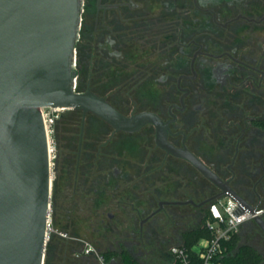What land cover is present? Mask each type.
Instances as JSON below:
<instances>
[{"label":"flooded vegetation","instance_id":"obj_1","mask_svg":"<svg viewBox=\"0 0 264 264\" xmlns=\"http://www.w3.org/2000/svg\"><path fill=\"white\" fill-rule=\"evenodd\" d=\"M74 70L77 90L105 97L124 115L157 114L171 145L243 196L264 187V0H83ZM74 114V169L70 186L57 190L58 223L72 230L57 231L64 240L85 249L111 239L118 247H107L138 256L143 251L126 241L128 215L140 220L130 235L138 229L136 238L151 244L169 207L184 209L172 220L186 224L205 217L221 189L162 146L154 123L117 130L93 112ZM175 199L186 203L164 202ZM161 243L171 255L174 244Z\"/></svg>","mask_w":264,"mask_h":264},{"label":"water","instance_id":"obj_2","mask_svg":"<svg viewBox=\"0 0 264 264\" xmlns=\"http://www.w3.org/2000/svg\"><path fill=\"white\" fill-rule=\"evenodd\" d=\"M82 11L83 0H0V264L46 262L54 175L42 107L93 112L117 130L154 123L162 146L189 159L221 189L207 201L235 198V217L251 211L264 233V208L257 213L258 204L229 180L188 149L171 145L168 124L157 114L127 116L105 97L77 90L74 66Z\"/></svg>","mask_w":264,"mask_h":264},{"label":"rangeland","instance_id":"obj_3","mask_svg":"<svg viewBox=\"0 0 264 264\" xmlns=\"http://www.w3.org/2000/svg\"><path fill=\"white\" fill-rule=\"evenodd\" d=\"M66 110H61L60 112L63 114ZM74 115L65 113L64 116H62L60 119H56L54 122V125L51 127L53 130L50 132L51 139H53V146L55 148L53 152V159H52V168H53V175H54V185H53V194H52V207H51V220L54 221V216L59 214L61 215V209L58 208V203H60V197L56 196L54 194V188L56 185V189L61 193V191H65L66 187L70 183H68V180L70 181V176L73 172V165L70 158L72 150L74 149L73 144V137H72V128L75 126ZM57 133L60 137V142L57 140ZM131 167H128L130 170ZM218 169H220L218 167ZM255 170V167L252 168ZM221 170V169H220ZM69 178V179H68ZM239 178V177H238ZM240 179V178H239ZM238 179V180H239ZM256 180H258V176L252 177V182L256 183ZM67 185V186H66ZM256 191H253L249 193V197H246L251 203L264 207V187L260 185V183H257L256 185ZM258 193V194H257ZM174 197V196H171ZM260 197V201H259ZM177 199V198H176ZM175 199V200H176ZM55 200L56 206L53 205ZM259 201V203H258ZM169 212H163L162 217L160 219V232L155 234L156 241L154 243L141 241L140 239L136 238V234H138V229L134 230V235H130L132 232V228H136L137 225H139L140 220L136 222L134 219H132L128 215V222L126 224V228L128 229V235L126 238V241L128 244H133L136 246V249L139 248L143 251V253L137 254L140 257H143L144 259L153 260L157 257L158 251L160 252L161 247L163 246V243H161L162 240L166 239L168 240V243L165 244L164 247H166L165 250H168L169 246L171 244H175L177 242H180L182 240H185L186 234H185V228L186 230H192L194 227H199V225L204 224L205 219L201 217V219H191L187 224L186 220L181 217L179 219L172 220V217L174 216L173 213H182L184 212V209H180L177 207H169ZM189 212V211H188ZM182 216V214H180ZM169 221V222H168ZM168 222V225H167ZM54 223V222H53ZM51 225L50 230V236L52 234H56L58 231L57 228H55L54 224ZM146 229L144 234L147 232L146 230L150 228H147V225H145ZM138 228V227H137ZM152 230V229H151ZM163 231V232H162ZM163 233V234H162ZM241 240L244 243H249L254 245L257 249H259L264 254V233L262 229L258 226V224L255 221H250L247 226H243L241 231ZM139 235V234H138ZM146 235V234H145ZM143 236L146 239V236ZM181 235V236H180ZM98 239V237L96 238ZM98 239V242L95 244L96 248L104 249L109 244L114 245L116 248L118 247L117 243L114 240L110 239V242L106 240L105 242H100Z\"/></svg>","mask_w":264,"mask_h":264},{"label":"built area","instance_id":"obj_4","mask_svg":"<svg viewBox=\"0 0 264 264\" xmlns=\"http://www.w3.org/2000/svg\"><path fill=\"white\" fill-rule=\"evenodd\" d=\"M41 110L48 133L52 160L55 148L50 132L53 130L51 127L62 109L42 107ZM238 206V201L227 195L212 200L208 208V216L203 224L208 234L200 237L190 246L186 245L185 242L172 245L170 248L172 255L170 264H224V258L229 252L231 240L236 234L240 233L243 225L254 217L253 213L247 210L236 218L233 212ZM262 211L263 208L258 206L256 212L260 213ZM51 225L52 221L50 219L48 224L49 233L52 229ZM84 253L95 256L98 264H113L94 246L88 245L84 249Z\"/></svg>","mask_w":264,"mask_h":264},{"label":"trees","instance_id":"obj_5","mask_svg":"<svg viewBox=\"0 0 264 264\" xmlns=\"http://www.w3.org/2000/svg\"><path fill=\"white\" fill-rule=\"evenodd\" d=\"M77 111L78 110H66L65 113L74 114ZM76 117L77 116L74 114V119H77ZM79 120L80 119H78V121ZM56 137L57 140L60 142V137L58 133ZM54 194L56 197V185L54 188ZM53 205L56 206L55 200ZM208 212L209 210L207 209L204 219H206V217L208 216ZM53 222L55 228H57L59 232L65 231L66 233L71 235L72 230L70 228L62 226L60 223H58L57 215L54 216ZM207 234L208 232L206 231V229L202 225H199V227H196L190 232L186 233L184 242L186 245L190 246L200 237ZM70 246H72V243L68 242L67 240H64V238L60 236L57 232L55 235L52 234L47 245V255L45 264H63L65 253H67L68 256H71ZM103 254L109 260H111V258L114 256H119L121 264H144L140 262L137 257L133 256L126 248L113 250L110 247H107L106 250L103 251ZM224 264H264V254L254 245L242 242L241 234L238 233L233 237L230 242L229 252L224 258Z\"/></svg>","mask_w":264,"mask_h":264},{"label":"crops","instance_id":"obj_6","mask_svg":"<svg viewBox=\"0 0 264 264\" xmlns=\"http://www.w3.org/2000/svg\"><path fill=\"white\" fill-rule=\"evenodd\" d=\"M262 208H264V207H262ZM248 222H250V221H248ZM190 231L191 230H187L184 232L186 234ZM181 243H184V240L177 242L175 244H181ZM84 246L85 245L81 246L78 243H72V246H70L71 247V250H70L71 251V256H70L71 260L70 261L68 259L64 260L63 264H98L95 256L88 255V254H85L83 252ZM113 250H114V248H113ZM135 257H137L138 260L144 264H170L171 258H172L171 255H166L162 252H158L157 257L153 260H149V259L146 260L143 257H140L139 255L135 256ZM110 261L115 262L116 264H121V260H120L119 256L112 257Z\"/></svg>","mask_w":264,"mask_h":264}]
</instances>
